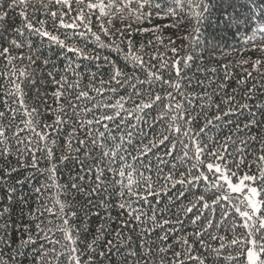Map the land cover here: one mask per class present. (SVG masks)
Wrapping results in <instances>:
<instances>
[{"label": "snow or ice", "instance_id": "6c2138e0", "mask_svg": "<svg viewBox=\"0 0 264 264\" xmlns=\"http://www.w3.org/2000/svg\"><path fill=\"white\" fill-rule=\"evenodd\" d=\"M228 36L233 52L258 55L220 64L217 84L204 54ZM0 61V264H264V0H0ZM237 68L239 99L225 91ZM66 162L79 167L61 183ZM19 169L46 176L32 189L34 229L12 219L27 205L15 185L35 178L9 184ZM162 195L163 208L148 200Z\"/></svg>", "mask_w": 264, "mask_h": 264}, {"label": "trees", "instance_id": "16d2710c", "mask_svg": "<svg viewBox=\"0 0 264 264\" xmlns=\"http://www.w3.org/2000/svg\"><path fill=\"white\" fill-rule=\"evenodd\" d=\"M166 21H157V23H165ZM119 22H117V27H119ZM209 31H213L212 29H209ZM183 33H177L175 32V30L169 29L166 30L164 35L165 36H172L173 38H176L177 35H182ZM149 37L145 36L144 39L147 40ZM135 40L137 43H139V41L141 40V37L139 35L135 36ZM37 46H39V41L38 39L36 40ZM181 43L180 40H177V46H179ZM213 43H215V41H213ZM225 44L227 45V47L225 46ZM94 44H90L89 47H93ZM220 51H217L215 53H208L206 52L204 54V59L207 62V66L212 67L215 66L218 68V72L216 74H207V79L208 80H215L216 83L218 84L221 80H223V76H224V69L222 67H220V64L223 63H227L229 61H231L233 64H235V62L239 59H243V58H247L248 56H252L253 58H255L258 54L255 52H249V53H244L243 56H241L238 52H233L232 49L234 47H239V44L237 42V40L233 39L231 36H228L225 38L224 41L220 42ZM25 52V54H27V49L23 50ZM40 51L43 53L44 56H48L51 59H53L56 62V66L59 70L62 71L66 61L62 58L59 57V49L55 46H52L51 49H49V46L47 44H45ZM199 49L197 50V54L199 53ZM110 55V57L114 60H116L118 63H120L121 65H123V60L122 58L115 52V51H111L109 53L108 49H104L101 50V55ZM69 56H71V54H68ZM73 59H75L73 57ZM25 64H27V61H24ZM86 65L88 64L87 61L84 62ZM39 64V62H38ZM102 67H101V71L106 73V68L103 66V62L101 61ZM93 70H95L94 65L92 66ZM48 68H51V65L48 66ZM3 70V61H0V71ZM37 73H39V71L41 70L40 67L36 68ZM45 71H47L48 69H44ZM84 69H81V71H83ZM195 71V68H193V72ZM193 73L190 72L189 75H192ZM195 75L198 78L203 79L205 77L206 74L204 73H195ZM240 75L239 69L237 68L235 70V74L233 77H230L228 81H226L225 83H227L228 87L225 89V91L229 94H232V90L233 89H237V99L240 98V93H242L243 91H245V88H238L235 80L236 78ZM255 75V73H254ZM99 78V77H98ZM37 79H39V76H37ZM5 83V81L0 78V84ZM84 83H87V80L85 79ZM193 83H195V81H193ZM251 86V82H249V85ZM42 92H51L54 90L53 86L51 85V83H47L46 85H42L39 86ZM216 84L212 85V88H215ZM211 92V89H208ZM24 91L26 92V100L30 105L33 106H37V107H41V112L44 115V119L47 120L49 123H51L53 117H51L50 115H48L47 113H44V109L40 104V100L38 98H36V90L33 86L25 84L24 85ZM197 91H199V89H197ZM221 95H223V93H221ZM0 96H2V90H0ZM214 99H216L217 101L220 100V97H214ZM49 103H51V98L49 97ZM130 106V105H129ZM0 110H3V104L2 101H0ZM155 111H159V107H157V109ZM155 111L152 113V115L155 114ZM233 119H235V117H233ZM240 119L242 120L243 117H240ZM157 131H159V127H157L156 129ZM225 132H227V129H225ZM24 135V134H21ZM55 139V137H53ZM62 144H63V140L62 138L60 140L57 141V147H56V157L58 158L59 155L61 154V150H62ZM12 146L15 147V140L12 141ZM0 148H3V145H0ZM73 156H75V154H73ZM81 158L82 154H81ZM30 159V157L28 158ZM3 161H0V164H2ZM67 163V167H63L61 168L60 172L58 173L59 176V180L61 183H66L68 181V175H69V171L73 170L72 174L75 175V171L74 170H78V165L72 164V163ZM13 165H15V158L13 157ZM40 168H45L47 167V165L41 161ZM19 172L22 173V175H17V174H12L11 178L8 180L9 184H14L16 179H22L25 176H29V174L31 173V175L33 177H35L34 179H30L29 182L25 183L24 185H15L16 187V195L17 197H19L20 195H25L26 200H27V205H20L17 204L14 206L13 209V213H12V219L15 220L17 222V224L21 227V229L23 228L24 225H28L29 227H31L32 229L35 228L34 223L31 222L30 217L27 215L28 212V207H32L35 208L37 207L36 204V194L33 193L32 189L34 187H38L41 183H43L46 179V176L44 174H40L38 172H35L31 169H19ZM117 199V197L115 195L112 196V202H115V200ZM148 200L152 202L153 206L156 205V200H163V203H161L159 205L160 208H163L165 203H167V197L165 195H162L161 197H157L155 199H153L152 197H148ZM134 205L137 207L141 206V203L139 201H133ZM23 207L24 210V215L23 217L21 216V208ZM143 207L145 208V210L147 211V205H143ZM99 215L98 216H92L90 223L87 224V227L89 229V235H88V239L92 238V235L95 234L96 228L101 224L104 223V217L106 216V212L104 209H99ZM47 215V214H45ZM112 215L115 216L116 215V210L114 209L112 211ZM51 218V217H48ZM80 223L79 221H73V225L75 226L76 224ZM160 234V229H156V231L151 234V240H156V237ZM174 235V234H173ZM17 236H19V233H17ZM157 243H159L157 241ZM5 255H7V253H5ZM26 264H28V262H26Z\"/></svg>", "mask_w": 264, "mask_h": 264}]
</instances>
